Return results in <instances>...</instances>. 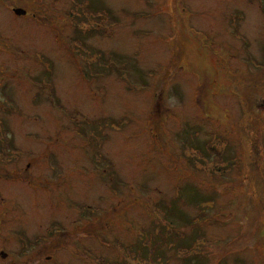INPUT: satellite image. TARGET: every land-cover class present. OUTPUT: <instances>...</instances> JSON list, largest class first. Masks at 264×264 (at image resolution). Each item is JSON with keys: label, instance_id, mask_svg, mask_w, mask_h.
Listing matches in <instances>:
<instances>
[{"label": "rangeland", "instance_id": "1", "mask_svg": "<svg viewBox=\"0 0 264 264\" xmlns=\"http://www.w3.org/2000/svg\"><path fill=\"white\" fill-rule=\"evenodd\" d=\"M0 264H264V0H0Z\"/></svg>", "mask_w": 264, "mask_h": 264}, {"label": "flooded vegetation", "instance_id": "2", "mask_svg": "<svg viewBox=\"0 0 264 264\" xmlns=\"http://www.w3.org/2000/svg\"><path fill=\"white\" fill-rule=\"evenodd\" d=\"M16 10H22V11H25V14L24 15H26V13H27V11L26 10H24V9H22V8H12V11L16 14ZM17 15V14H16ZM23 15V16H24ZM18 16H22V15H18Z\"/></svg>", "mask_w": 264, "mask_h": 264}, {"label": "water", "instance_id": "3", "mask_svg": "<svg viewBox=\"0 0 264 264\" xmlns=\"http://www.w3.org/2000/svg\"><path fill=\"white\" fill-rule=\"evenodd\" d=\"M15 12L17 15H24L25 14V11H22V10H16Z\"/></svg>", "mask_w": 264, "mask_h": 264}]
</instances>
